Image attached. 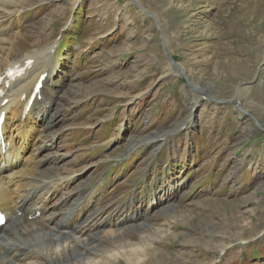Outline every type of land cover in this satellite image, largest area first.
<instances>
[{
    "label": "rangeland",
    "instance_id": "rangeland-1",
    "mask_svg": "<svg viewBox=\"0 0 264 264\" xmlns=\"http://www.w3.org/2000/svg\"><path fill=\"white\" fill-rule=\"evenodd\" d=\"M14 1L28 4L0 12V31L22 29L10 57L56 49L38 156L61 155L41 166L44 179L63 169L54 203L97 190L82 218L100 215V236L127 231L106 250L150 246L143 264H264V0H137L158 22L131 0ZM78 196L51 210L81 209Z\"/></svg>",
    "mask_w": 264,
    "mask_h": 264
},
{
    "label": "bare ground",
    "instance_id": "bare-ground-1",
    "mask_svg": "<svg viewBox=\"0 0 264 264\" xmlns=\"http://www.w3.org/2000/svg\"><path fill=\"white\" fill-rule=\"evenodd\" d=\"M26 4L28 3L24 1L19 3L14 0H0V12L18 17L21 11L12 12L9 7H18L19 5L23 7ZM28 7L31 6L28 5ZM21 31L20 26L18 27V32L11 36L9 35L13 31L10 32L6 29L0 31V79H2L0 81V111L8 112L4 132L11 141V152L13 155L12 159L7 161L4 155L0 153V205L9 218L10 226L18 224L15 232H12L9 227L6 228L7 226L2 228L3 234L0 235V264H114L119 258L124 259L127 264H143L147 258L145 255H148L147 251L150 246H125L126 248L116 247L106 250L104 249L106 244L119 243L126 230H123L124 232L121 235L117 234L121 229L120 231L115 229L109 230L108 234L100 236V233L104 232V229L99 230L98 227L105 226L101 222L100 215H91L84 221L81 220V212L86 211L90 202L94 201V192L84 198L83 195H80L79 191H76L79 190L76 187L74 193L68 197H62L54 203V198L57 194L55 181L63 169L55 167L47 168L46 170H48L47 173L49 174L52 173L49 169H59V175L44 179L42 177L41 166L50 161L58 162L61 155L55 153L53 157L50 156L51 159L50 157L40 159L36 149L28 153V145L37 132V123L32 115L22 120L23 105L30 98L39 78L48 73V75H52L51 83H54L53 81L57 77L56 71L51 70L47 72L54 48H39L33 52H24L21 57H18L16 54L14 57H10V53H13L14 49H17V46L20 45ZM29 60L34 61L31 66H27ZM16 67L27 68L21 77L12 79L9 73ZM48 80H50V77H47L45 80L42 91H45ZM61 89L66 90L65 85ZM22 97L26 98L24 103L21 100ZM4 100L9 101L6 107H2ZM235 100L238 101V99ZM33 110L35 109L33 108ZM48 110L49 107L46 106L44 113L48 112ZM41 119H43L42 116ZM54 120H57V118H54ZM60 121L61 119L59 118L57 123ZM51 124L52 122H50V127H52ZM160 137L163 136L156 135L152 138L140 140L136 143L135 147L141 148L154 144L152 141L157 138L161 139ZM45 147H48V144ZM70 179L73 178L71 176L61 178L58 186L67 188L69 186L67 185V181ZM76 192L79 193L78 198L81 197L84 205L81 209L80 205L70 203L69 208L49 213L50 215L43 219L46 211H49L47 202L50 204V209L54 204V210L56 211V209L65 206ZM166 192L168 193L169 191ZM156 195L160 194L156 193ZM163 198H161V201ZM166 200L167 198H165V202ZM156 204L158 206V203ZM129 209L133 213L131 206ZM127 210L128 208L124 211ZM38 212H40L39 217H37ZM100 212L101 210H96L97 214ZM18 213H22L23 215L18 216ZM29 216H33L34 219L28 221L27 218ZM112 217H114V227L119 226V222H130L125 221L126 218L119 220L115 219V215ZM138 218V214H136L133 218L136 222L133 223L137 224ZM74 221H77L76 227L73 226ZM140 226L148 225L143 224ZM69 228L71 230H68ZM137 228L139 231V227ZM95 230L97 231L94 232ZM87 235L89 239L84 238ZM97 240H100L99 244L93 245V241Z\"/></svg>",
    "mask_w": 264,
    "mask_h": 264
},
{
    "label": "water",
    "instance_id": "water-1",
    "mask_svg": "<svg viewBox=\"0 0 264 264\" xmlns=\"http://www.w3.org/2000/svg\"><path fill=\"white\" fill-rule=\"evenodd\" d=\"M131 1L135 5H137L147 16H149L150 18H153L156 22H158L157 18L155 16H153L151 13L147 12L145 10V8H143V6L137 0H131ZM163 42H164L165 50H166L167 55H168V59H169L171 65H172L173 69L178 71L183 76V78L186 80V82L189 84L187 75L185 74V70L182 69L181 66L173 59L171 51L169 49L168 42H167V40H166L164 35H163ZM194 90H196V89L194 88ZM198 91H200L201 94H203L206 97H208V99H210L211 102H215V103H218V104H224V103L231 104V102H223L222 100H219V99H216V98L212 97L209 94L208 91H205V90H198ZM239 109H240L241 112H244L245 114L248 113V112L244 111V109H242V108H239ZM247 115H249L254 121H256L254 116H252L251 114H247Z\"/></svg>",
    "mask_w": 264,
    "mask_h": 264
}]
</instances>
